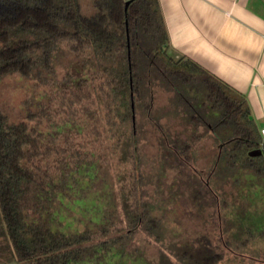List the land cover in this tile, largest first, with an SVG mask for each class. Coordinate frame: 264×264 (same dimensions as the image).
Listing matches in <instances>:
<instances>
[{"label":"trees","instance_id":"obj_1","mask_svg":"<svg viewBox=\"0 0 264 264\" xmlns=\"http://www.w3.org/2000/svg\"><path fill=\"white\" fill-rule=\"evenodd\" d=\"M8 82L20 94L16 103L4 96ZM155 88L173 95L175 108L189 109L186 122L171 119L183 138L159 123L164 116L151 115ZM247 116L242 97L193 62L167 55L156 0H0V234L7 264H218L246 247L249 260L264 262V229L247 227L233 247L218 232L203 240L211 247L198 248L171 234L156 201L165 191L190 192L178 188L176 175L164 188L165 176L181 173L187 158L194 166L186 163L187 173L196 170L193 148L222 137L217 129L227 123L220 164L264 171L259 155L247 156L260 145ZM138 119L158 133L166 159L155 165L137 145ZM191 192L203 199L199 188ZM148 243L155 256L143 250Z\"/></svg>","mask_w":264,"mask_h":264},{"label":"rangeland","instance_id":"obj_2","mask_svg":"<svg viewBox=\"0 0 264 264\" xmlns=\"http://www.w3.org/2000/svg\"><path fill=\"white\" fill-rule=\"evenodd\" d=\"M13 86V84L8 82L6 88H4V96L10 103H16V101L20 99L19 92L16 91ZM8 90L10 91L8 92ZM172 97L173 95L162 91V89L155 88L153 93V105L156 107L151 109V115L158 116L159 114L164 116L166 120L161 118L159 119V123L167 127L169 133L174 134L177 132L178 136L183 138L184 135L181 131L182 125L176 122H186L188 119L187 110L189 109L186 110V107H184L185 104H178L177 107H182L180 108L182 110L175 108L173 104L174 98ZM158 106L164 107H162L161 110ZM158 109H160V111ZM179 111L182 112L180 113ZM214 115H216V113H214ZM208 119L209 118L206 120L208 121ZM137 123L142 132L139 134L141 139L139 140V138H136V142L137 145L141 144V151L147 157L145 160L147 162L149 161V164L155 165L158 161L166 159L164 156L162 157L161 150H159L160 148L156 145L158 141L156 136L158 133L155 129L150 124L143 122V119H138ZM230 127L231 123H227L226 126L223 125L221 128L217 129V131L223 130L221 132L223 133L222 137H218V139L213 140V142H211L210 138L205 137L193 148L192 152L194 156L197 157L194 163L196 170L187 173L186 163L190 167H194L192 165V160L187 158L182 160L181 173L177 171H168V174L164 178L167 183V185H163L164 188H167L169 182L174 180V175L177 177L182 176L181 183L183 186H179L177 183H181L176 179V183L172 182L174 183V188L179 186L178 188L183 191V187H186L190 190L189 193L181 195L180 192L177 193V191L170 193V191L164 192V190H162V193L164 192V194H167V197L156 200L162 214L160 217L162 223L170 229L171 234L177 236L178 240L184 242L195 240L193 243L197 247L201 242L202 247L204 246L205 243H203V240L206 242V239H211L213 241L217 239L218 232H220L219 234L221 237L227 240L233 247L237 243L235 237L239 239L245 237V230L247 227L252 226L254 230L257 228V232L264 229V171L254 173V169L251 167H249V169L232 168L234 165L231 164H227L226 168L224 165L222 166V164H220L221 159L216 156L218 144L225 141L227 139L226 137L231 133ZM225 145L226 144H224V146ZM186 153L187 151L185 150L183 154ZM259 157L264 168L263 151H260ZM228 163H230V160ZM149 175L153 178L155 173L152 171ZM185 175H192V180L186 179ZM145 188L148 192L152 193L151 185H147ZM198 188L201 190L200 194L203 199H200L199 195L197 198L196 192H191V189L192 191H196ZM202 193H204V196ZM205 204L208 205L204 206ZM206 213H208V215ZM216 225L220 226L219 231ZM204 230H206L205 234H200ZM236 232L239 237L234 234ZM194 237H196V239H194ZM233 237L234 241L231 240ZM213 241L208 242L205 246L211 247L210 244L213 245ZM237 244H239V241ZM197 247H195V250L199 248ZM258 247L261 248L264 246L260 245ZM247 248L248 247L245 249L243 248L242 250L240 248H235L237 251L234 253H236L235 256L237 258L230 256L232 259H228L227 262L222 261L218 264H242L238 260L240 257L243 260V264H264V262L259 263L252 262V259L249 260V258H251L249 256L252 255ZM143 250L148 256H155L156 254V246L153 244H145ZM8 256V251L5 249V242L0 236L1 264H7L9 262Z\"/></svg>","mask_w":264,"mask_h":264},{"label":"crops","instance_id":"obj_3","mask_svg":"<svg viewBox=\"0 0 264 264\" xmlns=\"http://www.w3.org/2000/svg\"><path fill=\"white\" fill-rule=\"evenodd\" d=\"M156 2L166 34L167 55L193 62L226 85L232 94L242 97L247 118L259 136V129L264 127V63L260 58L264 53L263 2Z\"/></svg>","mask_w":264,"mask_h":264},{"label":"built area","instance_id":"obj_4","mask_svg":"<svg viewBox=\"0 0 264 264\" xmlns=\"http://www.w3.org/2000/svg\"><path fill=\"white\" fill-rule=\"evenodd\" d=\"M262 41L264 44V37H262ZM262 62L264 63V53L260 56ZM259 138H260V151L264 152V127L259 129Z\"/></svg>","mask_w":264,"mask_h":264},{"label":"water","instance_id":"obj_5","mask_svg":"<svg viewBox=\"0 0 264 264\" xmlns=\"http://www.w3.org/2000/svg\"><path fill=\"white\" fill-rule=\"evenodd\" d=\"M260 155V150L259 149H254V150H250L247 152V156L249 157H255Z\"/></svg>","mask_w":264,"mask_h":264}]
</instances>
